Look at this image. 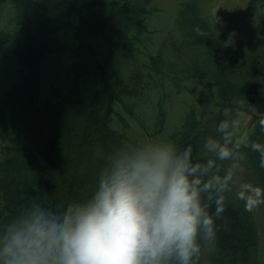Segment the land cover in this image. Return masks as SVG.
Instances as JSON below:
<instances>
[{"label": "trees", "instance_id": "obj_1", "mask_svg": "<svg viewBox=\"0 0 264 264\" xmlns=\"http://www.w3.org/2000/svg\"><path fill=\"white\" fill-rule=\"evenodd\" d=\"M7 2L15 9L11 19L15 28H0V53L12 42L20 70L19 81L0 96V247L9 229L33 213L62 220L69 211L88 203L101 176L117 161L159 150L146 140L132 141L116 108L126 97L142 92L139 85L146 77L153 79L146 86L168 81L180 93L192 80H212L217 110L192 113L182 131L170 136V150L174 157L189 152L190 164L200 166L193 175L203 185L226 175L225 160L216 153L219 146L226 145L232 154L240 152L246 159L248 149L252 182L257 186L258 178L264 189L260 152L249 141L247 145L234 141L228 121L238 109L254 111L263 119L255 128L256 143L264 147V37L258 43L232 44L211 22L208 0H184L176 29L184 37L185 48L192 50L174 52L170 55L174 61L168 62L160 49L136 78L113 81L102 73V63L95 60L88 42L103 39L111 44L130 19V7L118 5L109 15L96 10L99 0H74L65 11L54 13L45 0H0V5ZM197 27L204 35H197ZM66 33L77 42L74 52L79 59L69 64L66 76L43 97V62L69 49L62 38ZM222 121L228 123L226 132L219 130ZM218 187L214 184L200 195L201 205L214 219L211 245L216 263L260 264L253 214L231 192H218ZM219 195L224 197L225 209L216 217ZM198 232L205 234L202 227ZM168 264L179 261L173 257Z\"/></svg>", "mask_w": 264, "mask_h": 264}, {"label": "clouds", "instance_id": "obj_2", "mask_svg": "<svg viewBox=\"0 0 264 264\" xmlns=\"http://www.w3.org/2000/svg\"><path fill=\"white\" fill-rule=\"evenodd\" d=\"M197 35H204L196 28ZM222 121L219 130L226 132ZM261 154L264 147L252 144ZM220 159L232 151L219 146ZM189 152L174 157L171 150L139 154L135 159L119 160L101 176L92 199L69 211L62 220L37 211L13 225L0 247L3 264H168L175 257L179 264L199 259L198 231L205 239L215 240L214 219L201 205L200 195L213 185L218 192L227 190L232 178L215 177L201 185L193 174ZM237 199L252 212L264 204V189L245 183ZM216 217L224 212L223 195L216 199Z\"/></svg>", "mask_w": 264, "mask_h": 264}, {"label": "rangeland", "instance_id": "obj_3", "mask_svg": "<svg viewBox=\"0 0 264 264\" xmlns=\"http://www.w3.org/2000/svg\"><path fill=\"white\" fill-rule=\"evenodd\" d=\"M45 1L50 4L52 11L57 13L65 11L74 0ZM183 1L99 0L95 6L96 10L109 15L115 12L118 5L131 8L130 19H127L120 32L114 34L111 44L103 39L88 42V47L95 50V60L102 63V73L109 74L113 81H130L137 77L144 64H148L150 57L160 49L164 50L168 62L174 61L170 59L174 52L191 51L192 48H185L184 37L178 34L176 29V17ZM207 8L211 11V22L228 42L236 45L258 43L264 37V0H208ZM14 10L10 2L0 5L1 29L15 28L11 25ZM62 38L66 40L69 49L58 56L51 55L43 62V97H47L52 88L66 76L69 64L79 59V55L74 52L78 44L71 33L64 34ZM14 49L13 43L9 42L0 53V96L19 81L20 65L14 56ZM85 56L87 52L83 54V57ZM146 78L148 79L139 85L141 93L128 96L125 102L116 104L117 110L127 123L126 132L132 141L146 140L149 145H154L159 150H170V136L182 129L192 113L200 115L204 111L217 110V88L212 80H192L187 83L186 91L180 93L168 81L163 85L146 86V81H153L151 77ZM231 115L228 121L232 127L230 133L235 138L234 141L240 145L250 142L252 147V144L259 140L258 135H255L256 125L263 119L246 107ZM218 143L221 144L222 140L219 139ZM246 151L248 159L239 152L224 161L226 175L230 170L232 172L226 191L231 192L235 198L242 184L254 185V178L249 174L251 159L248 149ZM226 175L224 174V177ZM256 184L261 187L258 178ZM251 213L259 231L260 264H264V204ZM197 238L200 256L199 259L193 256L191 264H217L211 242L203 240L205 234L198 232Z\"/></svg>", "mask_w": 264, "mask_h": 264}]
</instances>
